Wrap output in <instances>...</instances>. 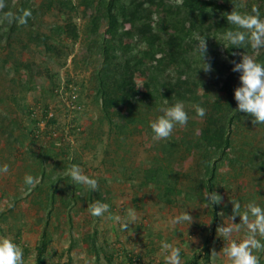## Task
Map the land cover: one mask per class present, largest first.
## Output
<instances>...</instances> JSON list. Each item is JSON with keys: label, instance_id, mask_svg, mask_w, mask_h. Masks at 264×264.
I'll list each match as a JSON object with an SVG mask.
<instances>
[{"label": "rangeland", "instance_id": "obj_1", "mask_svg": "<svg viewBox=\"0 0 264 264\" xmlns=\"http://www.w3.org/2000/svg\"><path fill=\"white\" fill-rule=\"evenodd\" d=\"M55 1L63 3L44 7L33 30L23 26L0 44V167L8 165L7 173L0 172V236L23 248L26 264H36L44 233V264H130L135 256L142 264H164L163 242L180 248L184 264L202 255L212 237L211 264H228L221 251L228 242L216 229L231 222V200L240 203L241 212L250 202L264 208V127L247 119L234 127L230 159L219 165L213 186L222 202L211 206L205 197L206 168L194 145L210 121L205 106L201 118L193 103L184 104L187 124L177 125L160 141L153 140L150 122L161 115L163 102L143 106L133 123L121 118L110 101L97 98L99 53L95 50L91 57L89 49L92 11L79 5L80 0ZM70 17L77 39L52 33ZM41 34L47 37L36 41ZM204 77L207 82L210 76ZM143 82L137 77L138 85ZM204 92L200 85L199 94ZM208 93L213 100L223 91L213 86ZM46 107L55 123L39 130L37 120ZM72 164L97 180L96 191L71 180ZM27 175L36 178L34 186L25 184ZM96 201L108 204L110 213L92 216L88 206ZM128 208L138 219L124 231L108 217L124 216ZM185 211L193 222L173 228L170 219ZM244 231L232 238L239 241ZM256 254L264 264V252Z\"/></svg>", "mask_w": 264, "mask_h": 264}, {"label": "trees", "instance_id": "obj_2", "mask_svg": "<svg viewBox=\"0 0 264 264\" xmlns=\"http://www.w3.org/2000/svg\"><path fill=\"white\" fill-rule=\"evenodd\" d=\"M62 3L49 0L38 5L35 0H5L6 7L0 11V17L5 12L19 15L21 10H29L31 16L26 24L0 21V44L9 42L23 26L29 25L33 30L34 19L45 10L44 7L49 10ZM240 4L244 7H239ZM79 5L92 11L89 49L91 57L95 56V50L99 53L97 98L110 101L121 118L133 123L143 106L153 107L164 99L168 100L169 106L177 101L205 106L210 121L194 145L206 168V189L208 193L213 192L219 165L230 159L233 150L234 127L244 119L251 123L253 120L236 110L234 90L240 86V73L232 71L231 61L239 62L241 55L246 53L264 64V48L256 53L248 44L235 48L223 39L224 32L234 28L228 24L225 14L231 13L234 6L242 14L251 13L255 6L264 19V0H248L246 3L240 0H180L179 3L177 0H80ZM69 8L75 7L70 5ZM54 32L58 36L78 38L77 26L71 17L52 28ZM195 34L206 37L204 62L211 64L210 72L200 69L203 65L196 51ZM46 37L41 34L36 41ZM46 48L51 49V45L46 44ZM205 75L210 76L207 82ZM139 76L144 78L143 90L136 87ZM200 85L205 87L202 95L199 94ZM213 86L223 93L216 94L211 100L208 92ZM257 125L264 127V124ZM260 167L264 168V165ZM217 220L214 206V223ZM211 241L212 237L202 255L184 264H201V260L202 264H211ZM47 249L44 233L37 246L36 264H44ZM129 262L142 264V259L135 256L129 258Z\"/></svg>", "mask_w": 264, "mask_h": 264}, {"label": "clouds", "instance_id": "obj_3", "mask_svg": "<svg viewBox=\"0 0 264 264\" xmlns=\"http://www.w3.org/2000/svg\"><path fill=\"white\" fill-rule=\"evenodd\" d=\"M177 2L179 3L180 0ZM5 7V0H0V11ZM239 7H244V5L240 4ZM30 16L29 10H21L19 15L5 12L0 17V21L26 24ZM225 16L228 24L234 26V28L227 29L223 34V39L228 42L230 47L243 48L242 46L248 44L253 50L264 48V19H261L257 7L253 6L251 13L242 14L234 6L231 13H226ZM194 38L197 41L196 51L200 55L203 65L200 69L210 72L212 70L211 64L204 62L207 54L206 37L195 34ZM231 63L233 64L232 71L240 73V86L234 90V98L237 102L236 110L251 116L254 125L264 124V64L258 63L246 53L241 55L239 62L231 61ZM192 108L197 116L201 118L205 116L206 110L200 105L194 104ZM158 110L161 115L150 122L154 141L168 139L177 125L183 127L189 120L182 101H177L169 106L168 100L164 99ZM0 172L7 173L8 165L5 164L0 167ZM68 174L75 184L84 185L91 191L98 189L97 180L84 174L79 165L72 164ZM36 182V178L31 175L25 177V184L30 187L34 186ZM205 197L211 206L222 202L221 195L216 192L208 193ZM231 204L233 206L232 216L229 217L231 222L221 224L216 229L217 236L228 242L221 251L227 258L228 264H260L259 256L256 253L264 252V242H262L264 241V208L255 202H250L247 204L246 210L241 212V205L238 201L231 200ZM88 211L94 217H103L105 213H110V206L96 201L88 206ZM236 217H239V223L234 222ZM108 218L118 223L124 231L130 225L135 224L138 219L135 210L132 208H128L124 216L109 214ZM192 222L193 217L185 211L171 218L169 224L175 228L178 225H190ZM242 228L245 230L243 237L239 241L233 239V234L240 232ZM160 254L164 258V264H182L180 248L174 247L172 244L163 242ZM216 254L213 251L212 256ZM0 264H26L23 248L7 236H0Z\"/></svg>", "mask_w": 264, "mask_h": 264}, {"label": "built area", "instance_id": "obj_4", "mask_svg": "<svg viewBox=\"0 0 264 264\" xmlns=\"http://www.w3.org/2000/svg\"><path fill=\"white\" fill-rule=\"evenodd\" d=\"M44 116H42V118H40L38 121V128L39 130L42 129L44 130L45 129V126H48L49 124H54L55 123V120L53 119V112L51 110H49V108H45L44 110ZM53 121V123H52ZM52 136H55L56 135V132L52 131Z\"/></svg>", "mask_w": 264, "mask_h": 264}]
</instances>
